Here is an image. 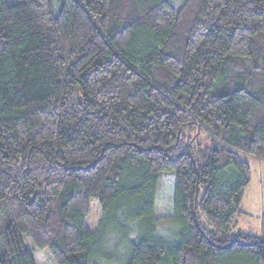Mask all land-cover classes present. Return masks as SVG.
Segmentation results:
<instances>
[{
  "label": "trees",
  "instance_id": "obj_1",
  "mask_svg": "<svg viewBox=\"0 0 264 264\" xmlns=\"http://www.w3.org/2000/svg\"><path fill=\"white\" fill-rule=\"evenodd\" d=\"M250 159L264 0H0V264H36L24 238L101 264L104 223L123 232L110 264H264V214L233 232Z\"/></svg>",
  "mask_w": 264,
  "mask_h": 264
},
{
  "label": "rangeland",
  "instance_id": "obj_2",
  "mask_svg": "<svg viewBox=\"0 0 264 264\" xmlns=\"http://www.w3.org/2000/svg\"><path fill=\"white\" fill-rule=\"evenodd\" d=\"M173 3H175L177 0H171ZM256 162V164H255ZM249 165L253 166L255 171L251 173V181L247 185L246 191L242 197V202L240 205L241 211L243 213L238 216L236 220V227H234L233 232L238 231H244L248 233H254L256 235H260V216L264 214V162L254 161L252 159L249 160ZM168 176L167 178L161 179V183L158 185L157 188V211L159 215L166 216L161 217L160 223L157 225L158 229L160 227L164 228L163 230H166L167 233L171 230H175V226L173 224V221L170 218H168L167 212L172 209L171 205V199L173 194V187H174V175ZM173 179V183L172 180ZM172 184V188H171ZM171 189V192H170ZM171 195V196H170ZM170 202V203H169ZM90 212L86 216V224L94 229L99 225L100 216H99V209L97 207V204L95 200H92L90 203ZM164 218V219H163ZM165 220V221H164ZM98 222V224H97ZM104 223V222H103ZM102 223V224H103ZM104 223L102 227H100L99 234H102L100 243V252L97 254V260L101 264H110L111 260L114 257H121V255L118 254V246L122 241V231L116 230V231H110L105 228ZM162 224V225H161ZM104 230V231H103ZM24 244L26 245V248L29 249V251L34 255L36 264H55L51 256H49L44 250L38 249L30 239L24 238Z\"/></svg>",
  "mask_w": 264,
  "mask_h": 264
}]
</instances>
